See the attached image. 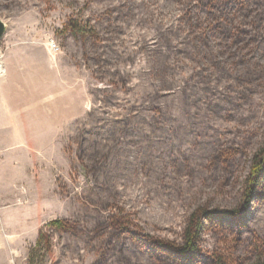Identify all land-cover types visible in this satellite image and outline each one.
<instances>
[{
	"label": "rangeland",
	"instance_id": "374dc122",
	"mask_svg": "<svg viewBox=\"0 0 264 264\" xmlns=\"http://www.w3.org/2000/svg\"><path fill=\"white\" fill-rule=\"evenodd\" d=\"M0 19V60L48 52L74 107L15 197L44 142L0 151V264L41 233L34 264L264 261V0H0Z\"/></svg>",
	"mask_w": 264,
	"mask_h": 264
},
{
	"label": "crops",
	"instance_id": "0c3cea01",
	"mask_svg": "<svg viewBox=\"0 0 264 264\" xmlns=\"http://www.w3.org/2000/svg\"><path fill=\"white\" fill-rule=\"evenodd\" d=\"M15 57L8 63L7 55L3 54L0 60L4 68L0 74V151L14 155L10 152L24 149L21 142L25 140L44 143L37 150L30 148L24 161L29 167L21 183L14 185V197L17 188L33 182L36 165L49 170L48 142L66 133L68 127L72 129L74 121L72 90L68 93L67 84H57L51 73L55 69L51 54L46 52L41 59L23 53ZM23 81L29 84L27 89L21 86ZM3 142L7 145H2Z\"/></svg>",
	"mask_w": 264,
	"mask_h": 264
},
{
	"label": "trees",
	"instance_id": "16d2710c",
	"mask_svg": "<svg viewBox=\"0 0 264 264\" xmlns=\"http://www.w3.org/2000/svg\"><path fill=\"white\" fill-rule=\"evenodd\" d=\"M264 161L263 163L257 165L255 167V173L259 174V176H263V171H264ZM263 178V177H262ZM261 183V182H260ZM200 214V213H199ZM198 214H195L193 217H195V219L193 218L192 220V227L187 231V244L185 246H183L180 250H181V255H185V256H193V255H198V241H199V237H200V233H201V218L200 216L197 218ZM115 226L117 229H120L122 227H125V223H123V221L121 220H115ZM50 227L55 228L57 230H62V231H72L71 226H69V224L67 223V221L65 220H53L52 222H50L48 224ZM46 240L45 235L43 233L40 234L39 239L37 241L36 247L31 251L30 253V261L29 264H34V255L39 251L40 247L42 246V244L44 243V241ZM157 245L159 248L164 249L167 252L173 251V245L168 243V242H157ZM170 256V255H169ZM176 261V260H173ZM215 264H227L223 259H215ZM256 264H264V261L258 262Z\"/></svg>",
	"mask_w": 264,
	"mask_h": 264
},
{
	"label": "water",
	"instance_id": "95a60500",
	"mask_svg": "<svg viewBox=\"0 0 264 264\" xmlns=\"http://www.w3.org/2000/svg\"><path fill=\"white\" fill-rule=\"evenodd\" d=\"M6 34V24L0 19V41Z\"/></svg>",
	"mask_w": 264,
	"mask_h": 264
},
{
	"label": "bare ground",
	"instance_id": "6f19581e",
	"mask_svg": "<svg viewBox=\"0 0 264 264\" xmlns=\"http://www.w3.org/2000/svg\"><path fill=\"white\" fill-rule=\"evenodd\" d=\"M1 55H2V52L0 50V57H1ZM0 72H4V68H3V65L1 63H0Z\"/></svg>",
	"mask_w": 264,
	"mask_h": 264
},
{
	"label": "built area",
	"instance_id": "2783aa9c",
	"mask_svg": "<svg viewBox=\"0 0 264 264\" xmlns=\"http://www.w3.org/2000/svg\"><path fill=\"white\" fill-rule=\"evenodd\" d=\"M52 47L54 50H56V45L55 44H52ZM4 72H0V74H3Z\"/></svg>",
	"mask_w": 264,
	"mask_h": 264
}]
</instances>
